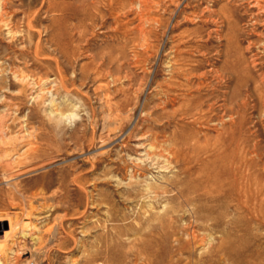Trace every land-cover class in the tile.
<instances>
[{
  "label": "rangeland",
  "instance_id": "rangeland-1",
  "mask_svg": "<svg viewBox=\"0 0 264 264\" xmlns=\"http://www.w3.org/2000/svg\"><path fill=\"white\" fill-rule=\"evenodd\" d=\"M0 213V264H264V0H0Z\"/></svg>",
  "mask_w": 264,
  "mask_h": 264
},
{
  "label": "bare ground",
  "instance_id": "bare-ground-1",
  "mask_svg": "<svg viewBox=\"0 0 264 264\" xmlns=\"http://www.w3.org/2000/svg\"><path fill=\"white\" fill-rule=\"evenodd\" d=\"M2 163V162H1ZM10 166V165H9ZM17 167V166H16ZM19 168V167H18ZM17 169V168H16ZM17 171V170H16ZM15 171V172H16ZM19 174V173H18ZM17 174V175H18ZM22 212V211H21ZM30 212V211H29ZM23 214V213H22ZM25 215V214H24ZM23 216V215H22ZM23 218H24V216H23ZM29 218V217H28ZM22 220V219H21ZM29 220V219H28ZM5 221L7 222L8 221V229L7 228H5V227H7V223H5ZM17 221H19V220H17ZM0 222H2L3 224L2 225H0V228H2L3 230H1L0 231V233L1 232H3V235L2 236H0V258H1V256H2V254H3V245L5 244H3V242H5L14 232H15V229H16V227L18 226L17 224V226L14 224V221H13V218L9 215V214H7V213H0ZM27 223V222H26ZM28 224V223H27ZM27 226V225H26ZM4 229H6V230H4ZM18 230V229H17ZM15 235H16V233H15ZM10 239V238H9ZM3 244V245H2ZM0 262H1V260H0Z\"/></svg>",
  "mask_w": 264,
  "mask_h": 264
}]
</instances>
